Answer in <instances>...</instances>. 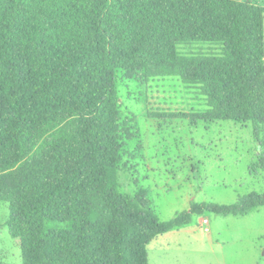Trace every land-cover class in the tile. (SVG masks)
<instances>
[{"label":"trees","instance_id":"obj_1","mask_svg":"<svg viewBox=\"0 0 264 264\" xmlns=\"http://www.w3.org/2000/svg\"><path fill=\"white\" fill-rule=\"evenodd\" d=\"M118 69L198 84L207 109L167 117L251 122L264 170V5L0 0V201L22 264H149L194 215L264 206L251 192L161 220L145 190L121 192Z\"/></svg>","mask_w":264,"mask_h":264},{"label":"rangeland","instance_id":"obj_2","mask_svg":"<svg viewBox=\"0 0 264 264\" xmlns=\"http://www.w3.org/2000/svg\"><path fill=\"white\" fill-rule=\"evenodd\" d=\"M247 1L264 5V0ZM116 88L119 190H145L161 220L189 209L192 201L230 204L264 191L251 122L167 117L207 109L198 84L178 76H129L118 69ZM8 216V202L0 201V264H22ZM148 259L149 264H264V206L245 216L194 215L190 224L155 237Z\"/></svg>","mask_w":264,"mask_h":264},{"label":"built area","instance_id":"obj_3","mask_svg":"<svg viewBox=\"0 0 264 264\" xmlns=\"http://www.w3.org/2000/svg\"><path fill=\"white\" fill-rule=\"evenodd\" d=\"M204 222H205V223H208V219H205Z\"/></svg>","mask_w":264,"mask_h":264},{"label":"crops","instance_id":"obj_4","mask_svg":"<svg viewBox=\"0 0 264 264\" xmlns=\"http://www.w3.org/2000/svg\"><path fill=\"white\" fill-rule=\"evenodd\" d=\"M255 212H256V211H255ZM253 213H254V212H253ZM251 214H252V213H251ZM244 216H245V215H244ZM208 223H209V219H208ZM208 223H207V224H208ZM207 229H208V227L206 228V230H207Z\"/></svg>","mask_w":264,"mask_h":264}]
</instances>
